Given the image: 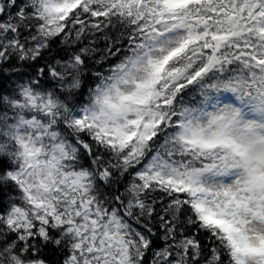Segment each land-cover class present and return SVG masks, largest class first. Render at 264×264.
<instances>
[{
	"label": "snow or ice",
	"instance_id": "1",
	"mask_svg": "<svg viewBox=\"0 0 264 264\" xmlns=\"http://www.w3.org/2000/svg\"><path fill=\"white\" fill-rule=\"evenodd\" d=\"M0 264H264V0H0Z\"/></svg>",
	"mask_w": 264,
	"mask_h": 264
}]
</instances>
